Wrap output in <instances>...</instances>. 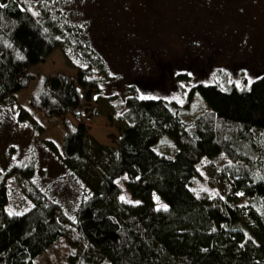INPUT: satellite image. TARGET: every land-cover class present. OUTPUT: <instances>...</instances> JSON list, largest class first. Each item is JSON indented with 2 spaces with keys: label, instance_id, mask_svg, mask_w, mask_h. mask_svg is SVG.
<instances>
[{
  "label": "trees",
  "instance_id": "obj_1",
  "mask_svg": "<svg viewBox=\"0 0 264 264\" xmlns=\"http://www.w3.org/2000/svg\"><path fill=\"white\" fill-rule=\"evenodd\" d=\"M82 15L76 0H0V120L34 123L14 93L35 79L28 104L61 120V162L78 187L70 204L40 187L31 163L0 170V264H32L59 237L67 264H264V73L243 86L193 85L205 107L188 121L175 101L129 87L116 106L124 125L103 144L81 121L97 114L90 102L106 77ZM54 49L74 76L28 72ZM165 135L172 155L154 149ZM220 153L227 165L206 176L214 193L195 192L203 160ZM122 176L137 201L118 197ZM13 201L28 208L9 214Z\"/></svg>",
  "mask_w": 264,
  "mask_h": 264
},
{
  "label": "rangeland",
  "instance_id": "obj_2",
  "mask_svg": "<svg viewBox=\"0 0 264 264\" xmlns=\"http://www.w3.org/2000/svg\"><path fill=\"white\" fill-rule=\"evenodd\" d=\"M24 1L32 6L34 0ZM76 3L81 17L87 21L90 43L103 58L106 70V77L99 83V96L93 94L90 102L97 114L81 121L88 125L89 134L103 144L110 143V135L117 134V128L124 125L115 120L121 111L116 106L123 105L129 87L140 97L175 101L181 118L188 121L205 107L197 92H189L193 85L243 86L264 73V0H76ZM75 71L66 65L59 49L28 68L35 77L57 73L74 76ZM34 84L35 79L14 93L17 104L28 111L34 123L18 122L9 114L0 120V170L13 164L31 163L40 187L71 204L77 198L78 187L61 162L64 128L59 118H46L29 106ZM109 112L112 121L106 117ZM154 149L172 155L175 146L165 135ZM203 161L205 167L199 168L202 177L192 181V188L199 194L212 195L214 190L206 183V176L219 174L228 161L222 153ZM123 181V176L117 180L118 197L137 201ZM154 202L156 206H165L156 195ZM245 203L243 198L239 201L240 205ZM27 208V205L19 208L15 201L7 205L9 214ZM67 250L64 238L59 237L33 257L32 264H67L64 259Z\"/></svg>",
  "mask_w": 264,
  "mask_h": 264
}]
</instances>
